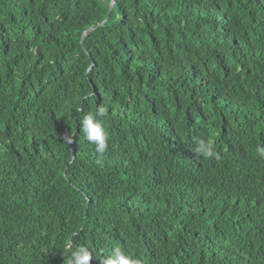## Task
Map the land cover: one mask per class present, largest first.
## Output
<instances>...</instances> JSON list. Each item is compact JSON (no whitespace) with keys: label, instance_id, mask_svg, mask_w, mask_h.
Wrapping results in <instances>:
<instances>
[{"label":"trees","instance_id":"1","mask_svg":"<svg viewBox=\"0 0 264 264\" xmlns=\"http://www.w3.org/2000/svg\"><path fill=\"white\" fill-rule=\"evenodd\" d=\"M257 147L264 0H0V264H264Z\"/></svg>","mask_w":264,"mask_h":264},{"label":"clouds","instance_id":"2","mask_svg":"<svg viewBox=\"0 0 264 264\" xmlns=\"http://www.w3.org/2000/svg\"><path fill=\"white\" fill-rule=\"evenodd\" d=\"M105 115L106 109L103 106H100L97 108L95 115H93L91 112L87 113L80 121V129L82 135L90 144L95 145V150L98 153L105 152L108 141L110 139L102 120L97 118H104ZM68 142H72L71 137L68 138ZM256 151L261 156H264V147H257ZM194 152L197 155H203L207 158H218L213 151L212 140L198 141ZM69 249L70 253L68 264H91L93 257L86 247L77 246L72 249L71 246H69ZM103 264H140V262L129 255H125L124 252L117 248L114 250L111 256L107 257L103 261Z\"/></svg>","mask_w":264,"mask_h":264},{"label":"water","instance_id":"3","mask_svg":"<svg viewBox=\"0 0 264 264\" xmlns=\"http://www.w3.org/2000/svg\"><path fill=\"white\" fill-rule=\"evenodd\" d=\"M113 8H114V4L111 5V8H110V10H109V14L112 12ZM105 23H106V21L103 22L102 24H100L98 27H102ZM92 30H93V29H90L89 31H92ZM86 35H87V34H85V35L83 36L82 41L85 39Z\"/></svg>","mask_w":264,"mask_h":264}]
</instances>
